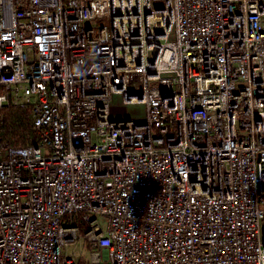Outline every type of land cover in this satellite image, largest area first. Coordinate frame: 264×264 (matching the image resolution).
Segmentation results:
<instances>
[{
    "label": "built area",
    "instance_id": "2783aa9c",
    "mask_svg": "<svg viewBox=\"0 0 264 264\" xmlns=\"http://www.w3.org/2000/svg\"><path fill=\"white\" fill-rule=\"evenodd\" d=\"M9 110L0 264H264V0H0Z\"/></svg>",
    "mask_w": 264,
    "mask_h": 264
},
{
    "label": "trees",
    "instance_id": "16d2710c",
    "mask_svg": "<svg viewBox=\"0 0 264 264\" xmlns=\"http://www.w3.org/2000/svg\"><path fill=\"white\" fill-rule=\"evenodd\" d=\"M5 125L0 134L14 147L36 146L37 138L31 129V120L27 111L9 110Z\"/></svg>",
    "mask_w": 264,
    "mask_h": 264
},
{
    "label": "rangeland",
    "instance_id": "374dc122",
    "mask_svg": "<svg viewBox=\"0 0 264 264\" xmlns=\"http://www.w3.org/2000/svg\"><path fill=\"white\" fill-rule=\"evenodd\" d=\"M111 116L113 118H142L143 107L141 105H122L118 97L113 99L111 104ZM102 231H105L106 220L102 216L97 217ZM64 253L80 264H88L90 252L83 244H69L63 249Z\"/></svg>",
    "mask_w": 264,
    "mask_h": 264
}]
</instances>
